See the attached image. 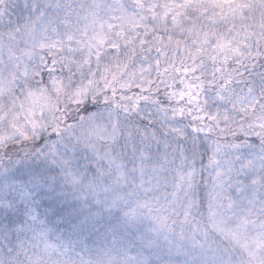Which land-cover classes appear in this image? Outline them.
<instances>
[{
    "label": "snow or ice",
    "instance_id": "1",
    "mask_svg": "<svg viewBox=\"0 0 264 264\" xmlns=\"http://www.w3.org/2000/svg\"><path fill=\"white\" fill-rule=\"evenodd\" d=\"M0 264H264V0H0Z\"/></svg>",
    "mask_w": 264,
    "mask_h": 264
}]
</instances>
